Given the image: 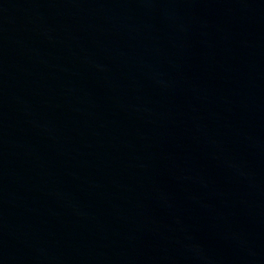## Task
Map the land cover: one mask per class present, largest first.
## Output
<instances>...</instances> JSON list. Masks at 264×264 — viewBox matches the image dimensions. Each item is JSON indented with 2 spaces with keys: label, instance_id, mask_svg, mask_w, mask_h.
<instances>
[{
  "label": "water",
  "instance_id": "1",
  "mask_svg": "<svg viewBox=\"0 0 264 264\" xmlns=\"http://www.w3.org/2000/svg\"><path fill=\"white\" fill-rule=\"evenodd\" d=\"M0 264H264V0H0Z\"/></svg>",
  "mask_w": 264,
  "mask_h": 264
}]
</instances>
